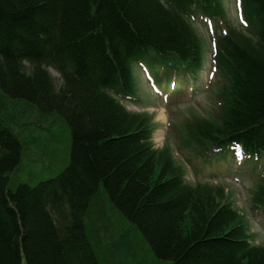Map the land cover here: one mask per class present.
I'll return each mask as SVG.
<instances>
[{"label": "trees", "instance_id": "trees-1", "mask_svg": "<svg viewBox=\"0 0 264 264\" xmlns=\"http://www.w3.org/2000/svg\"><path fill=\"white\" fill-rule=\"evenodd\" d=\"M238 1L244 32L226 26L221 0H0V264H264L224 187L187 182L171 149L153 147L152 116L122 103L139 99L137 65L168 93L189 86L200 13L226 26L212 52L216 100L209 118H184L180 146L264 159V0ZM34 107L66 125L69 161L12 191L25 141L13 128ZM255 182L264 211V166Z\"/></svg>", "mask_w": 264, "mask_h": 264}, {"label": "rangeland", "instance_id": "rangeland-1", "mask_svg": "<svg viewBox=\"0 0 264 264\" xmlns=\"http://www.w3.org/2000/svg\"><path fill=\"white\" fill-rule=\"evenodd\" d=\"M221 1L225 10L226 25L243 31L245 25L240 18L236 0ZM196 15L197 13L190 21L202 43L203 62L194 77L189 75L186 77L192 83V88L182 87L172 93H168L165 88L155 91L150 81L145 78L144 69L137 66L133 72L137 78L136 94L139 99L122 100V103L130 112L147 113L152 116L153 147L159 149L167 146L171 149L170 154L174 163L184 167V178L187 182L222 185L227 196H230L233 207L247 223L251 234L250 242L264 245V214L260 209L253 207L251 201L256 177L263 168L264 161L244 164L242 158L230 157L229 153L223 157H201L181 148L178 140V131L184 118L192 115L209 118L210 112H214L212 102L216 100L211 91V83L216 79V73L211 67L212 43L213 38L221 32V27L216 23L211 27L205 21L196 18ZM28 66L29 64H24L26 70ZM49 72L58 86L61 82L60 74L52 67L49 68ZM162 84L166 86L165 79ZM160 111L164 112L165 119L158 116ZM27 116L25 121H20L22 129L20 125L13 128L14 131L20 130L25 141L22 142L23 153L20 163L10 174L8 189L12 191L20 184L31 186L40 180L56 176L69 161L70 139L66 125L54 116L40 117L35 107ZM0 122L7 125L9 123L1 113ZM157 131H162L161 139L156 136ZM96 225L99 229L100 225L98 223ZM100 237L108 241L105 236ZM23 263L24 258L21 261V264Z\"/></svg>", "mask_w": 264, "mask_h": 264}, {"label": "bare ground", "instance_id": "bare-ground-1", "mask_svg": "<svg viewBox=\"0 0 264 264\" xmlns=\"http://www.w3.org/2000/svg\"><path fill=\"white\" fill-rule=\"evenodd\" d=\"M12 52H17L18 54H20L19 50L18 49H15V48H12ZM25 63L29 64L28 61H25ZM158 116L162 119H165V114L163 111H160V113L158 114ZM156 136L158 137V139H161V136H162V131H157L156 133Z\"/></svg>", "mask_w": 264, "mask_h": 264}]
</instances>
